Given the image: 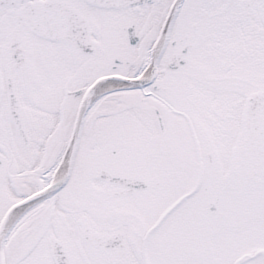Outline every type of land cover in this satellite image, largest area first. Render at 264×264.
Returning <instances> with one entry per match:
<instances>
[{
    "label": "snow or ice",
    "instance_id": "obj_1",
    "mask_svg": "<svg viewBox=\"0 0 264 264\" xmlns=\"http://www.w3.org/2000/svg\"><path fill=\"white\" fill-rule=\"evenodd\" d=\"M0 264H264V0H0Z\"/></svg>",
    "mask_w": 264,
    "mask_h": 264
}]
</instances>
